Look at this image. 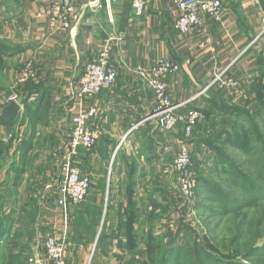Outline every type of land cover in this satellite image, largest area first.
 <instances>
[{
    "label": "crops",
    "instance_id": "0c3cea01",
    "mask_svg": "<svg viewBox=\"0 0 264 264\" xmlns=\"http://www.w3.org/2000/svg\"><path fill=\"white\" fill-rule=\"evenodd\" d=\"M56 1L0 0V21L15 24L19 31L16 41L9 39L17 54L7 60L19 66V87L28 81L41 82L44 90V97L35 109L34 124H29L19 104V123L16 121L14 126L19 143L34 131L26 161L19 162V170L25 171L19 180V216L21 203L28 199L38 203L45 216L53 206L60 213L61 231L73 213L87 217L98 203L102 205L110 180L112 185L122 186L131 177L129 172L140 164L145 170L164 168L167 161L163 156L167 153L158 154V147L168 141L173 145L178 143L176 131L170 133L174 136L165 135L148 120L156 102L135 71L149 68L161 59L176 63L179 71L166 76L163 83L170 101L186 102L184 108L189 105L206 108L207 101L217 97L218 90L209 85L219 72L243 80L242 86L250 89L261 75L260 61H264V3L219 0L223 25L205 17L196 34L185 36L175 30L176 12L166 0H142L146 8L141 18L133 17V0H116L110 5L106 0H75L76 18L71 30L53 34L46 12ZM38 13L43 17L36 19ZM108 40H112L110 66L116 71V80L111 89L84 101L95 105L101 114L91 126L97 134L94 146L91 150L80 148L75 160L81 175L89 179L91 191L79 206L68 207L65 220L57 207V188L72 131L71 118L79 107L75 94L84 66L96 60ZM27 70L31 74L24 78ZM248 95L244 90L242 97ZM35 99L32 96L30 102L37 103ZM142 145H151L153 152H147ZM5 177L3 174L1 179ZM115 195L119 202L125 201L122 194ZM37 224L38 220L30 240L35 243L34 248L40 246L37 237L44 235L42 227H49L48 223L42 227L41 223ZM49 229L54 233L56 227ZM20 244L24 248L19 243V250ZM0 248L5 249L6 244L2 243ZM5 261V258L0 260V264Z\"/></svg>",
    "mask_w": 264,
    "mask_h": 264
},
{
    "label": "rangeland",
    "instance_id": "374dc122",
    "mask_svg": "<svg viewBox=\"0 0 264 264\" xmlns=\"http://www.w3.org/2000/svg\"><path fill=\"white\" fill-rule=\"evenodd\" d=\"M2 23L3 21H0V42L2 49L4 48L6 50L7 48H13L11 45L12 43L10 44L9 42L11 40L9 39H12L13 41L18 39L19 31L17 32V26L15 24L4 23L1 25ZM12 52L14 51H11L10 53ZM7 63L8 62L5 61L4 66L0 65V86L9 88L12 93L10 96H16L17 103L19 104V91H16L19 86V71L16 72V68L13 64L9 66L10 64ZM232 78L239 84L237 91L219 92V98L221 101H226L227 106L229 105L228 107H246V105H242L246 102L245 100H243L244 102L242 101V99H245V97L242 96L244 90L249 92L250 89L242 86L244 85L243 80L241 81L238 78L237 80L236 77ZM247 98H249V96H247ZM216 101L219 102V100ZM190 108L202 111L206 110L204 107H192L189 105L186 108L178 109L176 115L178 117H183L186 111L190 110ZM221 117L224 116L220 115L219 118L221 119ZM206 122L204 124H207ZM17 123H19V120H17ZM204 124L198 125L189 137H185L182 134L181 123L175 127L174 131L177 132V136L175 137L178 138V143L173 145L168 141L166 145L163 144V146L158 147V154L163 152L165 146L171 149L169 154L162 155L167 161V165L164 168L157 166V169L151 167L150 170H145L144 165L140 166V164L137 166L135 169L137 177L134 178L137 184V187H135L134 201L137 206L143 209L146 205H150V202L146 198L149 197L151 193H156L158 195H154L152 199L154 202H152L150 208H148L147 211L135 221L134 228L130 233L127 232L129 223H127L126 218L122 220L123 228H120L119 224L116 225V220H118L119 217L114 215L118 212L119 203L118 207L115 205L112 209L109 208L108 191L105 193V196H107L106 200H104L102 205L101 203H98L93 210L94 213L92 212L90 216H84V218L73 213L72 218L68 219L66 225L68 228L67 249L65 255L66 264H68V260L71 261V264H151L148 257H150V251L153 250L156 252L158 264H164L162 261L167 260V251L174 249L171 254L173 257V255L181 253L182 247H186L187 245L190 248H194L195 245L205 248L209 245L213 248V250L208 248L210 254L218 260L224 261L228 264H256L254 259L247 258L243 252L250 247L260 248L264 244V242L260 243V241H252L251 238L253 236L249 237L247 234L250 230L254 232L259 216L264 215V200H258V203L250 208V212L248 210H242L237 214L225 218H219L212 215L211 212L217 211L219 206L209 203L207 199L211 197V194L197 187L196 172L193 169L195 162L206 161L208 162V165H211L210 159L214 157V153L204 144H201L200 146L194 144L196 141H205L210 138L212 132L211 129L201 133L198 132L199 126ZM163 134L174 136L170 133ZM16 136L17 139L13 145L14 147L19 143V134ZM3 139L4 133L3 127L1 126L0 140ZM221 142H216L214 146L219 148L229 147L228 152L232 155V158H234L233 155L238 153L241 149L228 142ZM181 143L186 145L188 149V171L191 173L192 180L194 181V186L190 188L187 195L182 193L171 170L172 161L176 154L178 144ZM256 156L257 154L254 156V159ZM170 158L172 160L171 162H169ZM249 159L242 160V158H238L235 159V161L241 164L242 161L249 162ZM132 175L133 173L131 176ZM233 192L237 193L238 191L233 190ZM8 193V198L11 199L8 201V204L10 206L12 205L10 209L16 212L17 222L14 231H11L10 238L6 243L11 242V237H14L16 244L12 249L14 252L13 255L19 258L20 254V260H22L23 263L29 264V260L39 258L42 262L47 264L42 245L48 236L61 232L59 231L61 226L60 213L52 206L49 208V212L45 216L42 214L43 210H40L41 207L37 206L38 203L33 207L34 209L36 208L35 215L38 216L35 221L38 220V224L41 223V227L43 223H48L50 228H53L54 226L56 227L54 233L49 227H42L44 235H42V237H37V242H40V246L39 248H34L35 243H31L30 240H28L27 235L31 233L34 227H31L27 222L23 224L25 220L23 219L24 216L22 212L20 217L23 220L21 221L20 228L23 230V235L20 237V243L24 244V248L23 245L20 244L19 250V183L17 186L11 187ZM22 204L26 203H21V205ZM120 213L122 212L120 211ZM260 227L262 234L256 235L264 237V218L260 220ZM36 230L39 231V227H37ZM16 232H18V234L15 238ZM239 233H242V240H240L234 247L228 248L227 241ZM220 256L228 257L231 261L223 260ZM165 264L169 263L166 262Z\"/></svg>",
    "mask_w": 264,
    "mask_h": 264
},
{
    "label": "trees",
    "instance_id": "16d2710c",
    "mask_svg": "<svg viewBox=\"0 0 264 264\" xmlns=\"http://www.w3.org/2000/svg\"><path fill=\"white\" fill-rule=\"evenodd\" d=\"M11 51L14 52L10 53ZM16 54L17 50L15 48H7L6 50L4 48L2 49L0 42V65L4 66L5 61H10V59ZM11 63L12 62H8L7 64H10L9 66H11ZM260 64L262 72L257 83L250 87L248 93L251 94L248 95L249 98L242 99V101H246L242 104L246 105V107H228L229 105L227 106L226 101H221L219 98L220 95H218L219 92L221 93L225 91L217 89L218 93L215 94L217 97L207 101L208 106L206 107V110H199L205 115V121L199 125L204 124L206 119L207 124L199 126L198 132L201 133L210 129L212 132L209 139H206L205 141H196L194 144L196 146L204 144L214 153V157L210 159L211 165H208V162L206 161L195 162L193 169L196 172L197 187L211 194V197L207 199L209 203L219 206L217 211L211 212L215 217L225 218L237 214L242 210H248L250 212V208H252L254 204H257L258 200H264V61H260ZM15 68L16 72H18L19 67L15 66ZM16 91H19V104L24 110L26 119L29 124L33 125V120H35L36 115L35 109L39 106V99L44 97L42 83L39 82L34 84L32 81H28L24 85L20 87L18 86ZM11 94L9 88L0 86V113L7 105L5 99ZM32 96L36 97V101L38 99L37 103L30 102ZM216 100H219V102ZM220 115H223L224 117H221L220 119ZM17 117L13 122V137L11 141L3 143L2 140H0V245L2 243L6 244L5 249H0L3 250L0 251V260L4 258L6 260L5 262H1V264H24L23 261L20 260V254L19 258L11 254V250L16 244L14 237H11V242L6 243L10 238L11 231H14L17 222L16 212L10 209L12 205L10 206L8 204V201L11 200L8 198V192L11 187L18 185L19 180H21V177L25 172L24 169L19 170V162L26 161V153L30 148L32 136L34 134V131H32L31 136L29 135L27 140L21 139L20 143L14 147L13 145L17 139L16 135L18 134L14 131L15 123L19 120ZM221 141L223 143L228 142L241 149L238 153L233 155L234 158H232V155L228 152L229 147L219 148L214 146L216 142L219 143ZM150 146L142 145L144 150L147 149L146 151L151 153L153 150ZM256 154L257 156L254 159ZM238 158H242V160L250 159L249 162L242 161L241 164H239L235 161V159ZM171 161L170 158L169 162ZM4 169L6 170L3 173ZM132 173L133 175L131 176ZM3 174H5L6 177L2 180L1 178L3 177ZM10 174H12V177ZM134 175L135 169L133 168L130 172L131 177H129L127 183L125 182L122 186H115L112 185L110 180L108 187L109 208L112 209L115 205L118 207L119 203L118 212L114 215L119 217L118 220H116V225L119 224V227L123 228L122 220L126 218L127 223H129L128 233L134 228L135 221L142 216L148 208H150L152 202H154L152 201L154 195H158L156 193H151V195L146 198L150 202V205H146L143 209L139 208L134 201L135 187H137ZM233 190H237L238 192L234 193ZM119 193L120 195L122 194L121 198H124L125 201L119 202L116 200L117 196L115 194ZM35 205L36 202L29 199L26 201V204L22 205L21 211L23 212V219L25 220L23 224L27 222L33 227L36 220V208H33ZM120 211L122 213H120ZM262 218H264V215L259 216L254 232L252 230L247 232L249 237L253 236L251 238L252 241H260V243L264 242V237L256 235L262 234L260 229V220ZM23 219L19 216V243L21 239L20 237L23 235V230L20 228ZM33 231L34 230L32 229L31 233L27 234L28 240L33 238ZM17 234L18 232L15 233V238ZM240 240H242V233L230 238L227 241V247H234ZM7 244H10L9 248H7ZM208 248L213 250L209 245L205 248L200 247L199 245H195L194 248H190L188 245L186 247L183 246L181 253L173 255V257L171 254L174 249H171L166 252L168 258L167 260H163L162 263L228 264L212 256L208 251ZM243 254L249 259H254L256 264H264V244L260 248L250 247L249 249L244 250ZM148 259L151 264H158L156 252L154 250L150 251V257H148ZM221 259L230 260L225 256L221 257Z\"/></svg>",
    "mask_w": 264,
    "mask_h": 264
},
{
    "label": "built area",
    "instance_id": "2783aa9c",
    "mask_svg": "<svg viewBox=\"0 0 264 264\" xmlns=\"http://www.w3.org/2000/svg\"><path fill=\"white\" fill-rule=\"evenodd\" d=\"M75 0H58L47 8L48 26L53 34L69 32L71 23L76 18ZM176 12L174 28L181 35L190 36L196 34L206 17L213 23L223 25V7L219 0H166ZM264 3V0H262ZM107 4H114L116 0H106ZM133 17L141 18L145 12V2L133 0ZM43 17L38 13L35 18ZM108 40L101 48L95 61L84 66L83 73L79 79V88L75 97L79 103L77 113L71 118L72 131L65 152V156L60 168V184L57 188V207L60 209L64 219L69 205L77 206L81 204L89 194L90 181L83 177L75 165V160L79 156V149L91 150L95 144L97 134L91 128L92 124L100 118V110L92 104H85L89 100L104 90H109L114 86L116 71L110 66V43ZM179 71V66L166 59L158 60L153 66L135 71L138 79L145 88L152 93L156 108L148 117L153 121L156 129L162 133H171L175 127L181 123L182 132L185 137H189L195 128L205 120V115L199 110L190 109L183 117H178L176 111L185 107L186 102L171 103L167 89L163 83L166 76H171ZM30 71L24 72V78L30 75ZM213 87L225 92L237 91L238 82L228 77L225 72L215 74L209 88ZM5 102L17 103L16 96H9ZM18 104V103H17ZM165 153H169V147L163 148ZM189 153L186 145L178 144L176 155L173 159L171 170L175 180L180 186L183 194H188L190 188L194 186L191 173L188 171ZM67 249V228L66 226L58 232L48 236L42 245V250L47 264H66ZM29 264H45L39 258L29 260Z\"/></svg>",
    "mask_w": 264,
    "mask_h": 264
},
{
    "label": "water",
    "instance_id": "95a60500",
    "mask_svg": "<svg viewBox=\"0 0 264 264\" xmlns=\"http://www.w3.org/2000/svg\"><path fill=\"white\" fill-rule=\"evenodd\" d=\"M20 111L19 104L15 102L8 103L0 113V125L3 127V143H8L13 137V122Z\"/></svg>",
    "mask_w": 264,
    "mask_h": 264
}]
</instances>
